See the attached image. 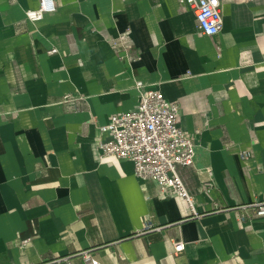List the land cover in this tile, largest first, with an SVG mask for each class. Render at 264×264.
I'll return each mask as SVG.
<instances>
[{
  "label": "crops",
  "instance_id": "1",
  "mask_svg": "<svg viewBox=\"0 0 264 264\" xmlns=\"http://www.w3.org/2000/svg\"><path fill=\"white\" fill-rule=\"evenodd\" d=\"M38 1L0 0V264H264V217L239 209L264 192V0H220L213 36L178 0H54L30 22ZM137 81L179 105L199 216L98 158Z\"/></svg>",
  "mask_w": 264,
  "mask_h": 264
},
{
  "label": "built area",
  "instance_id": "2",
  "mask_svg": "<svg viewBox=\"0 0 264 264\" xmlns=\"http://www.w3.org/2000/svg\"><path fill=\"white\" fill-rule=\"evenodd\" d=\"M181 8H189L194 13L199 32L213 36L221 28L220 0H178ZM54 0H39L36 9L25 11L30 22H37L45 13L54 12ZM114 46L125 48L126 34L112 41ZM51 49L49 52H55ZM138 103L134 110L110 116L108 122L99 127L108 134V139L97 142L100 160L113 158L128 159L133 164L134 175L141 180L155 182L163 194H170L186 202L190 216H199L192 196L177 173L179 166L192 164L194 141L179 125V105L166 99L162 92L140 81L135 82ZM208 186L209 183H206ZM239 209L252 210L254 216L264 217V192L254 201L239 206ZM246 213L240 214L243 220ZM29 239L20 242L26 245ZM184 249L182 242L174 243V252ZM83 264H99L88 251L80 253ZM63 259H54L59 262ZM68 264V262L66 263Z\"/></svg>",
  "mask_w": 264,
  "mask_h": 264
}]
</instances>
